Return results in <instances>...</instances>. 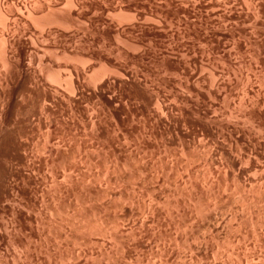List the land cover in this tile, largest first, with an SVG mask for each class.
I'll use <instances>...</instances> for the list:
<instances>
[{"label":"rangeland","instance_id":"obj_1","mask_svg":"<svg viewBox=\"0 0 264 264\" xmlns=\"http://www.w3.org/2000/svg\"><path fill=\"white\" fill-rule=\"evenodd\" d=\"M257 1L0 0V264H264Z\"/></svg>","mask_w":264,"mask_h":264},{"label":"bare ground","instance_id":"obj_2","mask_svg":"<svg viewBox=\"0 0 264 264\" xmlns=\"http://www.w3.org/2000/svg\"><path fill=\"white\" fill-rule=\"evenodd\" d=\"M258 1H259V0H258ZM258 1H257V2H258ZM225 4H226V3H225ZM232 5H233V4H232ZM225 6H226V5H225ZM248 6H249V5H248ZM227 7H228V6H227ZM251 7H252V6H250V9H251ZM259 8H260V7H259ZM251 12H252V11H251ZM225 13H226V12H225ZM239 13H240V12H239ZM229 14H230V13H229ZM231 14H232V13H231ZM255 17H256V16H255ZM257 17H258V16H257ZM260 17H261V16H260ZM258 18H259V17H258ZM260 19H261V18H260ZM254 20H255V19H254ZM257 20H258V19H257ZM257 20H256V21H257ZM251 23H252V22H251ZM254 26H256V25H254ZM246 27H247V26H246ZM251 37H252V36H251ZM259 40H260V39H259ZM5 53H6V52H5ZM6 56H7V55H6ZM7 57H8V56H7ZM9 58H10V57H9ZM6 62H7V61H6ZM6 62H5V63H6ZM15 62H16V61H15ZM7 63H8V62H7ZM16 63H17V62H16ZM7 69H8V68H7ZM9 69H10V66H9ZM6 71H7V70H6ZM68 74H69V73H68ZM70 74H71V73H70ZM69 76H71V75H69ZM70 85H71V84H70ZM75 85H76V84H75ZM71 87H72V89H74L73 84L71 85ZM1 88H2V87H1ZM70 89H71V88H70ZM68 91H70V90H68ZM73 92H75V90H74ZM71 95H72V94H71ZM71 98H72V97H71ZM250 102H251V101H250ZM250 104H251V103H250ZM254 105H255V104H254ZM40 107H41V106H40ZM252 108H253V107H252ZM263 108H264V107H263ZM1 109H2V108H1ZM1 112H2V110H1ZM1 112H0V114H1ZM2 114H3V112H2ZM2 114H1L0 116H3ZM40 117H41V115H40ZM40 117H38V118H40ZM0 118H1V117H0ZM41 118H42V117H41ZM41 118H40V120H41ZM44 118H45V117H44ZM53 118H54V117H53ZM59 118H60V117H59ZM30 119H31V118H30ZM30 119L28 118V121H29ZM1 120H2V118H1ZM3 120H4V118H3ZM25 120H27V119H25ZM40 120L38 119V121H40ZM34 121H35V118H34ZM59 121H60L59 119H58L57 121L54 120L55 123H56V122H59ZM4 122H5V121H4ZM45 122H47V121H45ZM28 123H30V122H28ZM32 123L34 124L33 121H32ZM39 123H40V122H39ZM59 123H60V122H59ZM33 124H32V125H33ZM40 124H41V123H40ZM42 124H45V123H43V121H42ZM1 125H5V124H0V126H1ZM29 125H31V124H29ZM35 125H36V124H35ZM57 125H58V123H57ZM27 126H28V125H27ZM46 126H47V124H46ZM54 126H55V125H54ZM40 127H41V126H40ZM50 127H51V126H50ZM56 127L58 128L59 126H56ZM29 128H31V126H30ZM57 128H56V129H57ZM0 129H1V127H0ZM54 129H55V128H54ZM20 143H23V141L20 142ZM24 144H25V143H24ZM24 144H20V145H24ZM54 144L56 145V143H54ZM54 144H53V146L57 148V145L55 146ZM57 144H59V143H57ZM59 145H60V144H59ZM18 146H19V144H18ZM25 146H27V145H25ZM25 146H23V148H25ZM20 147H21V146H20ZM54 147H52L53 150H54ZM18 148H19V147H18ZM21 148H22V147H21ZM50 148H51V147H50ZM50 148H49V149H50ZM52 149L49 150V151H52ZM57 149H58V151H59V149H61V148L58 147ZM57 149H56V150H57ZM18 150H19V149H18ZM23 150H24V149H23ZM26 150H28V149L26 148ZM21 151H22V150H20V152L18 151V153H21ZM24 151H25V150H24ZM60 151H61V150H60ZM60 151H59V152H60ZM47 152H48V150H47ZM47 152H45V153H47ZM54 152H55V151H54ZM25 153H26V152H24V154H25ZM48 153L50 154V152H48ZM16 154H17V153H16ZM21 154H22V156H23V152H22ZM52 154H53V153H52ZM52 154H51V155H52ZM54 154H56V153H54ZM57 155H58V153H57ZM57 155H56V156H57ZM19 156H21V155H19ZM25 156H29V153H28V154H25ZM52 156H54V155H52ZM249 156H250V155H249ZM14 157H15V156H14ZM17 157H18V156H17ZM17 157H16V158H17ZM18 158L20 159V157H18ZM23 158H24V157H23ZM23 158H21V159H23ZM29 158H30V157H29ZM233 158H234V157H233ZM13 159H15V158H13ZM19 159H18V160H19ZM25 159H27V157H26ZM25 159H24V160H25ZM30 160H31V159H30ZM30 160L27 159V162L30 161ZM14 161H16V160H14ZM33 161H34V160H33ZM11 162H12V161H11ZM11 162H10V163H11ZM16 162H19V161H16ZM21 162H22V160H21ZM27 162H25V163H27ZM31 162H32V161H31ZM34 162H35V161H34ZM38 162H39V161H38ZM13 164H14V163H13ZM19 164H20V162H19ZM28 164H29V162L27 163V165H28ZM30 164H31V163H30ZM34 164H35V163H34ZM8 165H9V164H8ZM16 165H17V164H16ZM16 165H15V167L17 168ZM21 165H22V164H21ZM25 165H26V164H25ZM32 165H33V163H32ZM13 166H14V165H13ZM35 166H36V165H35ZM8 167H9V166H7V168H8ZM10 167H11V166H10ZM10 167H9V169H10ZM26 167H27V166H26ZM32 167H33V166H32ZM16 168H14V169H16ZM21 168H22V169L25 168L24 165H23V167H21ZM29 168H30V167H28V169H29ZM9 169H8V170H9ZM12 169H13V168H12ZM14 169H13V170H14ZM26 169H27V168H26ZM32 169H33V168H32ZM24 170H25V169H24ZM33 170H34V169H33ZM33 170H31V173L33 172ZM10 171H11V170H10ZM18 171H19V169H18ZM22 171H23V170H22ZM29 171H30V169H29ZM34 171H35V170H34ZM7 172H8V171H7ZM11 172H13V171H11ZM25 172H26V170H25ZM25 172L23 171V173H25ZM254 172H255V171H254ZM16 173H17V172H16ZM20 173H21V172H20ZM23 173H22V174H23ZM11 174H12V173H11ZM18 174H19V173H18ZM25 174H26V173H25ZM32 174H33V173H32ZM35 174H36V173H35ZM8 175H9V174H8ZM14 175H15V172H14ZM23 175H24V174H23ZM27 175H28V173H27ZM29 175H30V174H29ZM6 176H7V175H6ZM9 176H11V175H9ZM18 176H20V174H19ZM21 176H22V175H21ZM30 176H31V175H30ZM252 177H253V176H252ZM15 178H16V177H15ZM18 178H19V177H18ZM18 178H16V179L18 180ZM20 178H21V177H20ZM20 178H19V179H20ZM25 178H26L25 176H24V178L22 177V179H25ZM30 178H31V177H30ZM32 178H33V176H32ZM32 178H31V179H32ZM35 178H37V177H35ZM9 179H10V178H9ZM13 179H14V177H13ZM26 179H27V178H26ZM28 179H29V177H28ZM31 179H30V181H31ZM11 180H12V177H11ZM5 181H7V180H5ZM9 181H10V180H9ZM13 181H15V180H13ZM37 181H38V180H37ZM10 182H11V181H10ZM10 182H9V185H10ZM15 182H17V181H15ZM15 182H14L13 184H15ZM18 182L21 183L19 180H18ZM22 182H23V181H22ZM41 182H42V181H41ZM41 182H40V184H42ZM7 183H8V182H6L5 185H7ZM11 183H12V182H11ZM23 183H24V182H23ZM25 183H26V182H25ZM29 183H30V182H29ZM29 183H26L25 185L23 184L24 187H25L26 185H27V187H29V186H30V185H28ZM263 183H264V181H263ZM21 184H22V183H21ZM31 184H32V182H31ZM9 185H7V186L9 187ZM16 185H17V183H16ZM18 185H19V184H18ZM7 186H6V187H7ZM10 186H13V185H10ZM14 186H15V185H14ZM36 186H37V185H36ZM21 187H22V186H21ZM24 187H23V191H24ZM9 188L11 189L12 187H9ZM9 188H8V189H9ZM18 188L21 189L20 187H18ZM33 188H34V187H33ZM35 188H36V187H35ZM39 188H40V187H39ZM6 189H7V188H6ZM14 189H17V188H13V190H14ZM27 189H28V188H27ZM29 189H30V188H29ZM17 190H18V189H17ZM30 190H31V189H30ZM32 190H34V189H32ZM4 191H5V190H4ZM11 191H12V190H11ZM14 191H15V190H14ZM14 191H13V194L10 195V199H11V196H12V197H13V196H16V197H17V196H18V195H14V193H16V192H14ZM25 191H26V190H25ZM18 192H19V191H18ZM27 192H28V191H27ZM29 192H31V191H29ZM29 192H28V193H29ZM32 192H33V191H32ZM32 192H31V193H32ZM40 192H41V191H40ZM43 192H44V191H43ZM2 193H3V192H2ZM6 193H7V192H6ZM24 193L26 194V192H24ZM28 193H27V195H28ZM36 193H37V191H36ZM17 194H18V193H17ZM20 194H21V191H20ZM5 195H6V194H5ZM5 195H3V197H6ZM31 195H32V194H31ZM7 196H8V195H7ZM34 196H35V195H34ZM29 197H30V196H29ZM1 198H2V197H1ZM1 198H0V199H1ZM21 198H22V197H21ZM25 198H26V196H25ZM25 198H23V199H25ZM2 199H3V198H2ZM7 199H8V198H7ZM10 199H9V200H10ZM12 199L15 200L16 198H12ZM17 199H19V198H17ZM23 199H22V200H23ZM26 199H27V198H26ZM28 199H29V198H28ZM9 200H8L7 204L10 203ZM22 200H21V201H22ZM34 200H35V199H34ZM2 201H3V200H2ZM5 201H6V200L4 199L3 203H4ZM12 201H13V200H12ZM12 201H11V202H12ZM23 201H24V200H23ZM14 202H15V201H13L12 203L14 204ZM16 202H17V201H16ZM16 202H15V203H16ZM3 203H1V204L4 205ZM12 203H11V204H12ZM25 203H26V202H25ZM29 203H31V202H29ZM5 205H6V202H5ZM30 205H31V204H30ZM14 206L17 207L16 204H15ZM14 206H11V205H10V207H14ZM2 207H3V206H0V208H2ZM4 207H5V206H4ZM6 207H7V206H6ZM15 207H14V208H15ZM14 208H12V209H10V210H13ZM23 208H24V207H23ZM23 208H22V210L25 209V208H24V209H23ZM8 209H9V207H8ZM16 209H17V208H16ZM16 209H14V210H16ZM3 210H4V209H3ZM4 212H7V211L5 210ZM15 212H16V211H15ZM15 212H14V213H15ZM19 212H22V211H20V207H19ZM19 212L17 211L15 214H17V213H19ZM24 212H25V211H24ZM26 212H27V211H26ZM8 213H9V212H8ZM11 214H12V213H11ZM20 214H23V212L20 213ZM23 215H24V214H23ZM152 217H153V216H152ZM215 224H216V223H215ZM124 225H125V224H124ZM180 225H181V224H180ZM155 226H156V225H155ZM123 229H125V228H123ZM133 229H134V228H133ZM136 229H137V228H136ZM149 229H150V228H149ZM104 230H105V229H104ZM125 230H126V229H125ZM153 230H155V229H153ZM161 230H162V229H161ZM163 230H165V229H163ZM106 231H107V230H106ZM118 231H119V230H118ZM121 231H122V230H121ZM256 231H257V230H256ZM117 233H118V232H117ZM122 233H123V232H122ZM127 233H128V232H127ZM203 233H204V232H203ZM197 234H198V233H197ZM237 234H238V233H237ZM252 234H253V233H252ZM119 235H120V234H119ZM154 236H155V235H154ZM176 236H177V235H176ZM188 236H189V235H188ZM197 236H198V235H197ZM233 238H234V237H233ZM133 240H134V239H133ZM159 242H160V241H159ZM126 243H127V242H126ZM202 243H203V242H202ZM178 245H179V244H178ZM120 246H121V245H120ZM116 248H117V247H116ZM186 249H187V248H186ZM250 249H251V248H250ZM178 250H179V249H178ZM260 250H261V249H260ZM249 252H250V251H249ZM246 253H247V252H246ZM160 254H161V253H160ZM171 254H172V253H171ZM260 254H261V253H260ZM182 256H183V255H182ZM150 258H151V257H150ZM159 258H160V257H159ZM161 259H162V258H161ZM246 260H247V259H246ZM148 261H149V260H148ZM160 261H161V260H160ZM177 261H178V260H177ZM189 263H190V262H189ZM250 263H251V262H250ZM173 264H174V263H173Z\"/></svg>","mask_w":264,"mask_h":264}]
</instances>
